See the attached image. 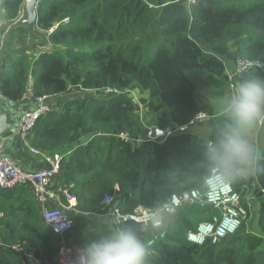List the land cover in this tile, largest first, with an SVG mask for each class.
I'll use <instances>...</instances> for the list:
<instances>
[{
    "label": "trees",
    "instance_id": "trees-1",
    "mask_svg": "<svg viewBox=\"0 0 264 264\" xmlns=\"http://www.w3.org/2000/svg\"><path fill=\"white\" fill-rule=\"evenodd\" d=\"M24 1L0 0V16L17 19ZM38 13L34 24L40 29L61 26L49 34V47L34 63L21 56L12 69L0 72V93L16 103L28 89L33 98H59L74 88L93 92L43 115L30 138L34 149L65 154L61 184L74 185L70 191L78 210L70 212L74 223L64 234L67 242L81 248L107 232L92 230L87 220V215L107 213L106 194H115L121 211L132 214L151 210L173 194L204 192L212 168L207 144L216 140L217 125L225 120L210 99L232 92L226 74L231 43L236 44L231 59L240 55L263 64L234 83L248 75L264 77V0H46ZM194 70L207 72L201 98L190 77ZM132 87L148 92L143 101L150 123L137 120V105L124 93ZM99 89L121 93L104 98L94 92ZM200 112L209 119L195 121ZM203 123L208 131L197 137L196 127ZM149 126L170 133L150 138ZM260 126L252 139L264 151L255 136ZM123 132L128 141L119 137ZM255 169L231 183L246 210L235 234L219 244L189 242L187 233L218 211L186 204L168 227L145 235L147 264H264V158ZM29 189L0 190V211L7 214L0 219L7 245L0 246V264H29L12 248L24 240L37 257L54 261L59 255L63 237L44 225ZM124 223L139 228L134 221Z\"/></svg>",
    "mask_w": 264,
    "mask_h": 264
},
{
    "label": "built area",
    "instance_id": "built-area-1",
    "mask_svg": "<svg viewBox=\"0 0 264 264\" xmlns=\"http://www.w3.org/2000/svg\"><path fill=\"white\" fill-rule=\"evenodd\" d=\"M41 0H37V8L40 5ZM18 17L17 19H19ZM15 19V20H17ZM69 19L66 18L62 22L66 23ZM59 23L57 22L55 27ZM54 28V27H53ZM53 28L48 31L51 33ZM235 68L232 72L227 73L229 79V88L234 90L235 78H240L242 74L250 72L255 68H262L263 64L259 60L249 59L240 55H237L235 60ZM109 92H115V94L121 93L117 90L106 89L103 90ZM95 92V91H94ZM125 92V91H124ZM48 96L36 97L35 99L40 102L39 106L31 111L25 112L21 115L19 125L16 129V134L23 139H27L33 132L39 119L47 114L52 105L48 103ZM24 100L33 99L31 89H28L23 96ZM209 119V115L205 112H200L195 121L203 122ZM184 129V128H181ZM147 136L152 138L151 127L147 128ZM167 134L170 131L166 132ZM165 133V134H166ZM120 138L128 141L129 135L125 132L119 135ZM138 141H143L140 138ZM34 153H39L44 156V159L49 163V169H40L35 172H28L23 170L17 162L10 156L4 153L3 147L0 145V190L13 191L20 186H27L32 189V192L39 202L42 211V220L45 226L50 228L54 233L63 237L61 241V248L58 257L54 261L40 258L29 250L25 241L19 244H14L13 249L23 252L29 264H75L78 247H71L68 245L64 234L70 231L73 225V219L71 217V211L77 210V198L70 191L73 188V184L65 186L62 189H54L51 187V181L54 176L61 173L62 162L65 158V154L60 152L45 153L43 151L31 148ZM205 182V191L200 189H193L191 191H185L182 194H173L166 202H169L173 196H176L181 201V206L186 204L198 205L204 207L206 205H212L217 209L218 213L213 215L211 219L201 221L195 230H190L187 233V240L194 244L202 245L207 241H211L212 244H219L226 237L235 234L243 223V219L246 217V210L241 204L240 194L236 192L231 183L225 184L219 188L209 189L208 180ZM118 190V185L115 186ZM116 195L106 194L108 199L103 200L106 205L107 213L113 221L127 222L136 221L141 216H147L150 209L138 208L134 213H123L121 209L116 205ZM179 209H177L178 211ZM4 216V212L0 211V218ZM0 246H7L0 235Z\"/></svg>",
    "mask_w": 264,
    "mask_h": 264
},
{
    "label": "clouds",
    "instance_id": "clouds-1",
    "mask_svg": "<svg viewBox=\"0 0 264 264\" xmlns=\"http://www.w3.org/2000/svg\"><path fill=\"white\" fill-rule=\"evenodd\" d=\"M222 104L225 120L217 125L216 140L207 144L212 165L209 189L247 179L256 172V162L264 158V151L252 139L253 130L264 125V77L248 75ZM180 206L181 201L173 196L136 220L139 228L112 221L105 234L78 249L75 264H147L150 252L145 235L168 227Z\"/></svg>",
    "mask_w": 264,
    "mask_h": 264
},
{
    "label": "crops",
    "instance_id": "crops-1",
    "mask_svg": "<svg viewBox=\"0 0 264 264\" xmlns=\"http://www.w3.org/2000/svg\"><path fill=\"white\" fill-rule=\"evenodd\" d=\"M20 13V18L17 20L24 22V20L27 18L24 6L23 8H21ZM16 25V20L8 19L6 14L3 13L0 16V72L12 69L14 62L21 56H27L29 62L34 63L38 55L49 45L48 37L50 32L48 30H42L37 27L36 24L30 27L28 25H25L24 23L23 26H21L19 29L10 28L15 27ZM230 51L235 52V48ZM226 68L230 71L234 70V59H229L228 62H226ZM76 90H79V88H74V91H69L70 93L61 95V97L64 99L75 97L73 95ZM229 91L231 90L229 89ZM57 97L49 96L47 102L55 105V103L57 104V102L61 99V97ZM26 101L28 102H11L0 93V145L3 147L4 153L14 159L23 170H26L28 172H35L40 169H49V163L45 161L44 156L39 153H34L31 150L32 146L30 145V138L33 132L27 139H23L21 138V136L16 134V129L19 125L20 118L24 112V109L27 108L33 110L37 108L40 103L35 98ZM218 104L219 105H216L219 106V110L217 112L218 116L221 117L224 115L223 105H221L222 98L218 101ZM207 131L208 127L206 125H200L196 127L195 134L197 135V137H201L206 134ZM61 176L62 174L59 173L53 177L51 181L52 188L56 190L63 188L61 184ZM29 190L36 200L32 190ZM36 202L41 211L39 202L37 200ZM5 216H7V214L4 213L3 217ZM87 220L89 222L90 228L96 231L107 230L110 223L112 222L111 217L106 214L87 215ZM68 245L71 247H76L75 243L71 239L68 240Z\"/></svg>",
    "mask_w": 264,
    "mask_h": 264
},
{
    "label": "rangeland",
    "instance_id": "rangeland-1",
    "mask_svg": "<svg viewBox=\"0 0 264 264\" xmlns=\"http://www.w3.org/2000/svg\"><path fill=\"white\" fill-rule=\"evenodd\" d=\"M46 0H41L40 1V4H43L44 2H45ZM188 2H192L193 0H187ZM16 26L15 27H10V28H20L21 26H23V22H21V21H18V20H16ZM155 30H156V28H155ZM157 31V30H156ZM9 32H11V31H9ZM157 35V33L155 34V36ZM47 47H49V46H47ZM231 50L232 49H234L235 48V50H236V44L234 43V44H232L231 43ZM234 53V51H230V54H229V58L231 59V56H232V54ZM230 64V63H229ZM227 67H229V66H227ZM226 70H227V73H230V72H232V71H230V70H228L227 68H226ZM190 77L193 79V81L194 82H196L197 84H198V94H197V97L198 98H201V95L203 94V83H204V81H205V79H206V77H207V72L206 71H204V70H194V71H192L191 73H190ZM71 91H74V89H71L70 90V92ZM70 92H68V93H70ZM128 97H130V98H132V100L134 101V103L137 105V107H136V110H135V116H136V118H137V120H143V121H146V123H150L151 122V117H152V114H151V112L149 111V109L147 108L148 106H147V104L145 103V101H143V100H148L149 99V95H148V92H146V91H141V89L140 88H138V87H132V88H130L128 91H125L124 92ZM89 94H93V92H88V91H86V90H76L75 91V93H74V95L73 96H75V97H71V96H67V97H71V98H69V99H74V98H79V97H81V98H86V97H88L89 96ZM229 94V93H228ZM112 95H116L115 94V92H109V91H105L104 92V98H106V97H110V96H112ZM221 98L222 97H213L212 99H210V100H212L214 103H215V105H219L218 104V101L219 100H221ZM69 99H64V98H62L61 97V99H60V101H58L57 102V104L55 103V105H53V104H51L52 105V108H51V110L52 109H54V110H58L59 109V107L65 102V101H67V100H69ZM24 99L22 98V103H24V102H28V101H23ZM222 101H223V99H222ZM40 104V103H39ZM221 105H223V104H221ZM219 108V107H218ZM32 109H27V108H25L24 109V112L23 113H25V112H28V111H31ZM206 123V122H205ZM205 123H203V124H201V126H203V125H206ZM207 126V125H206ZM254 131V130H253ZM255 136H256V140L258 139V141L261 143V141H262V144L264 145V125L263 126H260L259 127V129L256 131V133H255ZM252 137H253V134H252ZM254 138V137H253ZM255 141V140H254ZM32 148V147H31ZM246 219V217L243 219V222H244V220ZM250 221V220H249ZM248 221V222H249ZM247 223V222H246Z\"/></svg>",
    "mask_w": 264,
    "mask_h": 264
},
{
    "label": "water",
    "instance_id": "water-1",
    "mask_svg": "<svg viewBox=\"0 0 264 264\" xmlns=\"http://www.w3.org/2000/svg\"><path fill=\"white\" fill-rule=\"evenodd\" d=\"M23 6L25 8L26 15H27V18L24 20L25 24H27L28 26L34 25V23L37 21L38 15H39L38 8H37V0H25ZM55 25H54L53 30L60 27L61 23H59L56 27H55ZM103 92L104 91L102 89L95 91V93L97 95H101V94H103ZM167 131H168V129H160L158 126H152L151 127V132H152L151 137L157 138V137L163 136V135H165V133ZM80 140H81V142H83L85 140V138L82 137Z\"/></svg>",
    "mask_w": 264,
    "mask_h": 264
},
{
    "label": "bare ground",
    "instance_id": "bare-ground-1",
    "mask_svg": "<svg viewBox=\"0 0 264 264\" xmlns=\"http://www.w3.org/2000/svg\"><path fill=\"white\" fill-rule=\"evenodd\" d=\"M104 93V92H103ZM195 230V229H194Z\"/></svg>",
    "mask_w": 264,
    "mask_h": 264
}]
</instances>
